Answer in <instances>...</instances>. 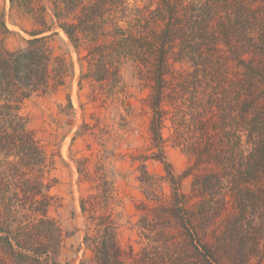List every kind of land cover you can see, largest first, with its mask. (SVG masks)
<instances>
[{"label":"trees","instance_id":"obj_1","mask_svg":"<svg viewBox=\"0 0 264 264\" xmlns=\"http://www.w3.org/2000/svg\"><path fill=\"white\" fill-rule=\"evenodd\" d=\"M149 1L140 6L129 0H56L52 19L38 15L27 45L17 49L5 44L10 30L0 13V151L22 164L25 193L38 211L27 226H16L17 210L0 182V264H60L55 255L65 232L47 213V157L20 112L27 98L65 85L76 73L73 59L55 56L48 43L60 30L78 54L80 89L85 80L116 82L126 60L138 65L150 89L154 158L163 163L162 178L171 190L157 206L144 204L140 227L151 243L139 253L130 247L126 254L107 226L86 234L96 263L251 264L255 258L264 264V0ZM184 59L194 68L173 66ZM68 101L72 107L71 95ZM180 104L186 108L181 116L189 111L196 131L194 161L185 175L196 165L214 167L193 180L199 211L165 158L168 115L175 135L184 130L186 118L174 119ZM146 174L142 180L149 183ZM229 204L237 209L235 219L224 236L208 243L200 229Z\"/></svg>","mask_w":264,"mask_h":264},{"label":"rangeland","instance_id":"obj_2","mask_svg":"<svg viewBox=\"0 0 264 264\" xmlns=\"http://www.w3.org/2000/svg\"><path fill=\"white\" fill-rule=\"evenodd\" d=\"M129 1L140 6L150 4L149 0ZM55 3L56 0H30L29 3L0 0V13L10 30L5 36L7 47H25L31 31L38 27L36 17L45 15L50 21ZM48 43L55 56L73 59L76 73L65 85L27 98L20 112L48 161L43 173L48 183L43 192L50 196L47 213L65 232L55 258L60 264H97L95 253L84 237L95 235L106 226L126 254L130 247L139 253L151 243L145 235L149 232L140 227L144 204L155 207L164 193L171 191L167 179L162 178L166 177L163 163L154 158L156 149L149 132L147 97L150 89L147 82L140 75L138 65L126 60L119 67L116 82L85 80L80 89L78 54L70 47L66 34L60 30L48 39ZM173 66L180 70L194 68L185 59L173 62ZM68 95H71L72 107ZM180 105V112H176L174 119L180 123L186 118L184 130L174 134L169 114L163 129L165 158L174 172L181 175L182 191L192 208L199 211L201 196L193 187V180L196 175L213 171L214 167L196 165L191 174L185 175L194 161L190 146L195 141L196 131L189 121V111L181 116L186 108ZM245 144L242 143V149L248 151ZM17 159L0 151V171L3 172L0 182L6 201L13 203L17 210L16 226L23 227L38 216V211L25 193L29 183L19 174L22 164L17 163ZM145 173L149 174H146L149 183L142 180ZM236 212V207L229 204L222 215L200 229L208 243L214 244L224 236ZM169 228L170 231L174 229ZM256 261L252 258L251 264Z\"/></svg>","mask_w":264,"mask_h":264}]
</instances>
